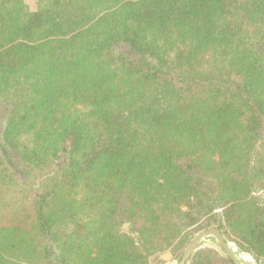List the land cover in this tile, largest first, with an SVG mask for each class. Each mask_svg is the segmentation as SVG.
<instances>
[{
  "label": "trees",
  "instance_id": "1",
  "mask_svg": "<svg viewBox=\"0 0 264 264\" xmlns=\"http://www.w3.org/2000/svg\"><path fill=\"white\" fill-rule=\"evenodd\" d=\"M212 227L264 264V0H0V264L179 263Z\"/></svg>",
  "mask_w": 264,
  "mask_h": 264
},
{
  "label": "water",
  "instance_id": "2",
  "mask_svg": "<svg viewBox=\"0 0 264 264\" xmlns=\"http://www.w3.org/2000/svg\"><path fill=\"white\" fill-rule=\"evenodd\" d=\"M208 238H214V243L223 250L224 255L234 264H253L249 256L235 248L234 243L227 242L220 229L217 227L205 229L197 233L185 248L183 256L177 264H189L191 258Z\"/></svg>",
  "mask_w": 264,
  "mask_h": 264
},
{
  "label": "rangeland",
  "instance_id": "3",
  "mask_svg": "<svg viewBox=\"0 0 264 264\" xmlns=\"http://www.w3.org/2000/svg\"><path fill=\"white\" fill-rule=\"evenodd\" d=\"M26 1L30 5L31 8L35 9V7L37 5V0H26ZM209 243H211V241ZM163 258H164V260H166L167 264H177L176 261L171 260L169 255H164Z\"/></svg>",
  "mask_w": 264,
  "mask_h": 264
}]
</instances>
